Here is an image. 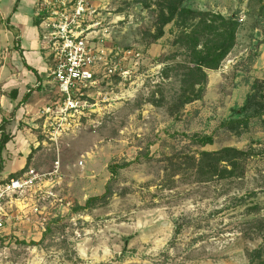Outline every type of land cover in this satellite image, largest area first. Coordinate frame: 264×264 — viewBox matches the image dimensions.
<instances>
[{"label": "rangeland", "instance_id": "obj_1", "mask_svg": "<svg viewBox=\"0 0 264 264\" xmlns=\"http://www.w3.org/2000/svg\"><path fill=\"white\" fill-rule=\"evenodd\" d=\"M96 4L98 36L142 61L130 79L113 82L109 103L92 118L95 129L84 125L62 139V195L71 206L49 210L45 231L59 217L58 229L44 242L27 224L16 235L10 229L0 237V264H264V129L254 123L239 137L221 129L253 82L264 81V0L185 1L190 9L235 18L239 29L221 67L206 71L202 100L177 116L167 112L180 84L165 66L182 59L172 27L147 45L151 11L137 0ZM47 92L54 97L53 87ZM194 136L213 143L194 145ZM224 148L246 153L241 173L223 179L195 172L192 159ZM37 153L39 165L29 167L46 170L51 152ZM110 165L123 168L114 179ZM107 187V201L74 209Z\"/></svg>", "mask_w": 264, "mask_h": 264}, {"label": "built area", "instance_id": "obj_2", "mask_svg": "<svg viewBox=\"0 0 264 264\" xmlns=\"http://www.w3.org/2000/svg\"><path fill=\"white\" fill-rule=\"evenodd\" d=\"M96 0H37L41 44L54 97L39 112L40 146L51 152L46 170L29 167L20 177L0 184V237L20 232L21 225L41 236L49 210H68L62 195V139L86 125L109 103L115 80L127 81L142 61L133 50L114 47L98 36ZM78 165H81L79 163ZM8 231V232H7ZM17 231V232H16Z\"/></svg>", "mask_w": 264, "mask_h": 264}, {"label": "trees", "instance_id": "obj_3", "mask_svg": "<svg viewBox=\"0 0 264 264\" xmlns=\"http://www.w3.org/2000/svg\"><path fill=\"white\" fill-rule=\"evenodd\" d=\"M186 0H137L144 9L151 11L153 15L150 40L147 45H152L164 36V29L172 27L173 42L179 56L182 58L177 63L166 64L165 71L175 72L179 77V92L174 96L173 102L167 108L170 116L177 114L185 106L196 101H201L207 85L206 71H217L235 46L236 34L239 29L238 21L232 17H224L213 12L190 9L185 5ZM39 24V20L37 21ZM168 58H163L166 63ZM28 98L23 100L2 118L0 123V184L11 179H16L25 172L33 156L42 149L40 146L31 150L26 157V164L20 172L9 173L3 176L4 160L2 152L12 137L6 132V125L14 118V114ZM40 123V121H39ZM257 123L264 129V81L253 82L250 92L240 109L233 110L231 117L221 125V129L230 135L239 137L249 132L250 127ZM38 142L43 141L40 129L36 130ZM192 143L204 147L213 143L210 136H194ZM262 156V154L260 155ZM247 159L244 152L234 148H224L216 152H202L197 160H193L195 172L205 176L219 177L223 179L236 177L243 171V165ZM252 159V158H251ZM192 163V161H191ZM222 166V167H220ZM122 166L110 165L108 171L114 179ZM179 169V168H178ZM177 169V171H178ZM238 172V173H237ZM179 173V172H177ZM237 173V174H236ZM111 195L110 189L106 188L104 195L100 198L90 199L85 202L83 208L75 206V210H83L96 204V202L107 201ZM61 218L54 219L43 233L42 241L52 237L58 229ZM264 229L259 228V231Z\"/></svg>", "mask_w": 264, "mask_h": 264}, {"label": "crops", "instance_id": "obj_4", "mask_svg": "<svg viewBox=\"0 0 264 264\" xmlns=\"http://www.w3.org/2000/svg\"><path fill=\"white\" fill-rule=\"evenodd\" d=\"M36 6L37 0H0V123L28 95L6 125L12 139L2 152L3 176L24 168L38 142L39 112L51 99L46 95L53 86L47 76ZM35 155L31 163L39 165ZM8 163L10 170L5 172Z\"/></svg>", "mask_w": 264, "mask_h": 264}]
</instances>
